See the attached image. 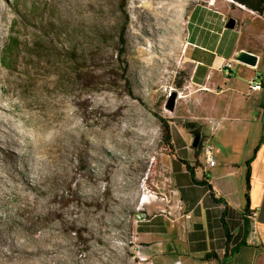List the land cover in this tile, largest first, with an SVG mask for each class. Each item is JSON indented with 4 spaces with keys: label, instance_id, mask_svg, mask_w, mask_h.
Instances as JSON below:
<instances>
[{
    "label": "rangeland",
    "instance_id": "obj_1",
    "mask_svg": "<svg viewBox=\"0 0 264 264\" xmlns=\"http://www.w3.org/2000/svg\"><path fill=\"white\" fill-rule=\"evenodd\" d=\"M226 6L225 0H0V95L26 132L24 142L33 140L45 160L40 200L51 197L56 208L78 213L75 226L55 229L69 245L48 264H149L135 237L137 214L174 201L171 177L180 164L165 149L158 114L170 120L180 154H194L193 132L182 129L185 149L177 130L200 113L189 61L199 53L206 69L209 53L192 42L211 48L237 38V30L224 29ZM11 36L21 45L5 62ZM175 89L184 96L168 112ZM47 210L33 197L9 193L2 235L54 229Z\"/></svg>",
    "mask_w": 264,
    "mask_h": 264
},
{
    "label": "crops",
    "instance_id": "obj_2",
    "mask_svg": "<svg viewBox=\"0 0 264 264\" xmlns=\"http://www.w3.org/2000/svg\"><path fill=\"white\" fill-rule=\"evenodd\" d=\"M225 2L224 29L237 30V38L232 42L229 37L225 45L217 41L211 48L193 39L194 45L208 50L209 65L202 67L205 61L199 53L189 61L191 97L200 111L191 121L203 119L206 130L210 118L221 121L211 141L216 164L208 166L201 152L194 176L204 184L195 182L178 161L171 177L175 202L163 204L159 212L151 211L159 204H148V218L139 222L135 237L149 264H264V14ZM240 51L256 54V65L237 60ZM230 61L232 73L225 76L223 67ZM253 78L262 82L260 90L249 87ZM182 129L183 125L177 130L178 138L187 149ZM176 148L181 158L195 165L192 152L184 156ZM227 149L234 152L228 155ZM235 152L242 157L235 158ZM255 212L257 242L247 227ZM210 252L216 257L206 259Z\"/></svg>",
    "mask_w": 264,
    "mask_h": 264
},
{
    "label": "bare ground",
    "instance_id": "obj_3",
    "mask_svg": "<svg viewBox=\"0 0 264 264\" xmlns=\"http://www.w3.org/2000/svg\"><path fill=\"white\" fill-rule=\"evenodd\" d=\"M183 96L180 93V97ZM3 100V95H0V225L4 223L1 210L7 201V195L15 192L16 196L22 200L33 197L35 202L45 205L48 209L47 216L51 219L54 229L40 233L27 231V234L20 229H14L10 235H6L7 237L2 235L0 229V264H48L57 257H61L68 244L67 239L59 237L55 229L65 232L69 227L75 226L78 213L76 212L75 216L71 212L67 213L65 209L56 208L55 205H51V201H53L51 197L43 201L40 200V195L45 191L40 186L46 177L41 172L46 167L45 160L40 155L35 154L39 153L40 149L38 146L32 148L36 145L33 140L24 142L26 132L16 128L11 105L10 103H3ZM166 111L171 112L168 109ZM73 146L67 145V148L72 149ZM17 147L19 148L18 151L16 150ZM6 158H9L10 161H7ZM142 201H147V195H144Z\"/></svg>",
    "mask_w": 264,
    "mask_h": 264
},
{
    "label": "trees",
    "instance_id": "obj_4",
    "mask_svg": "<svg viewBox=\"0 0 264 264\" xmlns=\"http://www.w3.org/2000/svg\"><path fill=\"white\" fill-rule=\"evenodd\" d=\"M233 4L235 5H240V6H245L255 12H257L258 14H261L263 15L264 14V0H231ZM119 39H120V42L124 45L126 43V26L125 24L122 26L120 32H119ZM20 42L18 40V37L17 36H11L10 39H9V42L7 43V45L5 46V49H4V60L6 62L7 59H9L10 61V58H11V55L13 53H15V51L17 49H19L20 47ZM125 53V50L123 47L120 48L119 50V59H121V62L124 63V59H123V55ZM9 63V62H7ZM127 84L129 86V81L127 80ZM158 118L159 120L161 121V124H162V137H163V140H164V146H165V149L167 151V153L170 155V157L176 161H179L183 164H185L186 168L191 172L193 178H194V181L197 182V183H204V184H207V182L202 179V180H197L195 179V173H194V169L198 166L201 165V163L199 162V156L202 152V148H201V143H199L198 147H195L193 148L191 146V148L194 150V156H195V159H194V166H191L190 165V162L184 158H181L177 152V148H176V141H175V138H174V133H173V129H172V125H171V122L168 118L162 116V115H159L158 114ZM184 128H186L187 130H190V131H195L197 129H201L202 131V135L204 133V129H203V124L199 123V122H195V121H185L184 124H183ZM254 157V156H253ZM250 160L248 161V167L250 168ZM247 180H248V188H249V173L247 175ZM211 187V185H209ZM212 196H214L212 194ZM246 197H247V205L246 207L248 208V193H246ZM247 227L249 228L250 227V223L249 221H247ZM227 237L228 239L231 237V234L230 233H227ZM212 257H216V254L215 253H207L205 255V258L206 259H209V258H212Z\"/></svg>",
    "mask_w": 264,
    "mask_h": 264
},
{
    "label": "built area",
    "instance_id": "obj_5",
    "mask_svg": "<svg viewBox=\"0 0 264 264\" xmlns=\"http://www.w3.org/2000/svg\"><path fill=\"white\" fill-rule=\"evenodd\" d=\"M233 63L230 61L223 67V73L225 76L231 75L232 73ZM249 87L252 90H260L262 88V82L258 78H253L250 83ZM208 130L204 131L203 135H201L200 143L202 148V154L208 166H214L216 164V155L214 146L212 144V138L215 134L216 130L220 127L221 121L217 120L216 118H210L208 123ZM162 199H166L162 197ZM257 213H252L251 221H250V236L253 238L254 242L258 241L257 231L255 228V217ZM138 221H145L148 216L145 212H139L137 214ZM141 255V252H140ZM142 260H146L147 257L145 255L141 256Z\"/></svg>",
    "mask_w": 264,
    "mask_h": 264
},
{
    "label": "water",
    "instance_id": "obj_6",
    "mask_svg": "<svg viewBox=\"0 0 264 264\" xmlns=\"http://www.w3.org/2000/svg\"><path fill=\"white\" fill-rule=\"evenodd\" d=\"M236 59L239 61H242V62L249 63L251 65H256L258 57L254 53L240 51L237 54ZM179 97H180V94H179L178 90H176V89L172 90L167 97V100L165 103V109H168L171 112L175 111ZM193 134H194V138L192 140L191 146L193 148H195V147H198V145L200 143L202 131H201V129H197V130L193 131Z\"/></svg>",
    "mask_w": 264,
    "mask_h": 264
}]
</instances>
